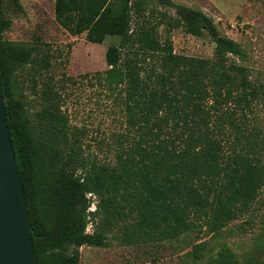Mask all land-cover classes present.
I'll return each instance as SVG.
<instances>
[{"label":"trees","instance_id":"obj_1","mask_svg":"<svg viewBox=\"0 0 264 264\" xmlns=\"http://www.w3.org/2000/svg\"><path fill=\"white\" fill-rule=\"evenodd\" d=\"M159 2L175 10V25L213 39L212 58L177 54L162 41L157 27L166 14L158 24L133 26L131 10L142 18L144 0H55L56 20L71 34L86 32L94 43L120 37L105 55L104 78L125 116L117 161L109 165L88 158L79 135L69 141L60 104L46 89V134L52 140L35 139L11 82L14 58L24 61L32 52H8L2 34L10 22L0 0V79L35 264H78L82 245L105 243V235L85 232L87 193L101 198L99 211L133 220L129 236L171 239L191 229L194 216L203 217L210 231L221 230L264 189V127L252 117L264 101V83L251 80L249 68L237 60L245 55L243 46L222 34L209 15L173 0ZM54 159L62 161L56 185L43 170ZM212 264L242 263L224 246Z\"/></svg>","mask_w":264,"mask_h":264},{"label":"rangeland","instance_id":"obj_2","mask_svg":"<svg viewBox=\"0 0 264 264\" xmlns=\"http://www.w3.org/2000/svg\"><path fill=\"white\" fill-rule=\"evenodd\" d=\"M202 10L220 32L239 42L245 55L237 60L247 66L255 83H264V0H173ZM3 0L4 19L10 22L2 34L8 52L27 54L15 57L11 76L14 98L22 103L24 116L37 141L52 140L44 114L51 91L68 123L69 141L79 135L91 160L114 165L117 137L125 131L121 99L105 81L106 51L118 45L120 37L107 36L102 43L87 39L86 32L73 35L56 20L55 0ZM133 14V26L149 21L158 24L162 41L168 40L177 54L212 58L215 42L207 35L195 36L175 25V10L159 0H144L145 15ZM171 21V26L169 23ZM26 56V57H25ZM253 124L264 127V101L252 114ZM57 162V163H56ZM62 161L46 160L43 169L55 183ZM56 163V164H55ZM56 167L57 169H52ZM52 169V170H51ZM56 185V183H55ZM85 232L103 234L101 246L80 247L78 264H212L228 246L242 264H264V189L252 206L218 231H210L206 220L193 217L191 229L171 239L132 235V219L125 221L98 207L101 198L87 193Z\"/></svg>","mask_w":264,"mask_h":264},{"label":"water","instance_id":"obj_3","mask_svg":"<svg viewBox=\"0 0 264 264\" xmlns=\"http://www.w3.org/2000/svg\"><path fill=\"white\" fill-rule=\"evenodd\" d=\"M0 264H35L32 224L0 79Z\"/></svg>","mask_w":264,"mask_h":264}]
</instances>
